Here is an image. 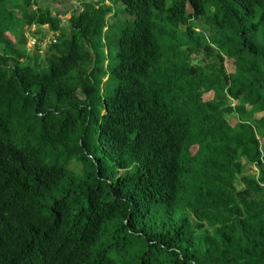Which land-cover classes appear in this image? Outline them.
Masks as SVG:
<instances>
[{"label":"trees","instance_id":"1","mask_svg":"<svg viewBox=\"0 0 264 264\" xmlns=\"http://www.w3.org/2000/svg\"><path fill=\"white\" fill-rule=\"evenodd\" d=\"M167 1L0 0V264H264V0Z\"/></svg>","mask_w":264,"mask_h":264},{"label":"rangeland","instance_id":"2","mask_svg":"<svg viewBox=\"0 0 264 264\" xmlns=\"http://www.w3.org/2000/svg\"><path fill=\"white\" fill-rule=\"evenodd\" d=\"M49 2L50 3V1L49 0H40L39 1V4L42 6V7H45L46 6V4L45 3H47V2ZM83 2V0H68V5L66 6V2H64L62 5L61 4H58L57 2V9H61V8H64L65 9V7H67L66 8V10H71V11H75L76 9H79L80 11L82 10V8H81V3ZM10 4H11V6L10 7H8L9 9H13L14 10V14H15V16H16V18L18 19V20H20L21 22H25V20H26V18H27V12H30V10L28 9V10H26L25 8H24V6H23V4H19V5H17L15 2H14V0H10ZM173 4V0H168L167 1V7H170L171 5ZM54 6H55V4H54ZM34 9V8H33ZM127 17V16H126ZM125 16H122L121 18H126ZM60 19L62 20V26H65V28L66 29H68V27H69V25H68V23H67V19H68V17L65 15V16H63V15H60ZM109 23H111V22H109ZM35 27V26H34ZM33 26H28L26 23L25 24H23V25H21V26H19V32L17 33V35L15 36V37H13V41H14V43L17 45V48H20V49H22V48H24L25 50H28V51H30L31 53H33L31 50H32V47L34 46L33 45V39H32V34L31 33H36L35 31V28H34ZM18 28V27H17ZM198 29L199 30H203V28L201 27V25L200 24H198ZM204 31H207V29L206 28H204ZM21 34H23L24 36H25V38H26V40H27V43L25 44V46H23V42H22V36H21ZM60 35H59V33H56V34H50V35H48V37L46 38V41H45V43H46V45L45 46H42L41 47V51L44 53L46 50H47V44H50V43H54V38L55 37H59ZM12 37V36H11ZM54 37V38H53ZM117 38L118 37H115L114 38V40L113 39H111V43H110V46H111V49H110V51H111V53H114V51H115V43H116V40H117ZM33 45V46H32ZM36 45V44H35ZM225 67H226V70L228 71V72H231L232 71V67L230 66V64L228 63V64H226L225 65ZM247 170V172H245V174H256V169L254 168V167H251L250 166V168L248 167V169H246ZM77 177H79L80 179H81V177H82V175H77ZM56 197H52V199L53 198H60V197H62L61 196V194L60 193H55L54 194ZM53 195V196H54Z\"/></svg>","mask_w":264,"mask_h":264},{"label":"crops","instance_id":"3","mask_svg":"<svg viewBox=\"0 0 264 264\" xmlns=\"http://www.w3.org/2000/svg\"><path fill=\"white\" fill-rule=\"evenodd\" d=\"M37 1L39 2L40 0H37ZM46 2H47V1H46ZM56 2H57L58 4H61V5H62L64 2H66V6H67V5H68V0H54V3H53V4H55V6H54V8H53L54 11H56V12H60V13H64V12L66 13V12L68 11V10H66L67 7H65V9H64V8L57 9V6H56L57 3H56ZM48 3H49V2L45 3L46 6L48 5ZM107 4H108V2H107ZM33 8H34V9H33ZM32 9L35 10L36 7L32 6ZM69 11H70V10H69ZM69 11H68V12H69ZM68 12H67V13H68Z\"/></svg>","mask_w":264,"mask_h":264},{"label":"built area","instance_id":"4","mask_svg":"<svg viewBox=\"0 0 264 264\" xmlns=\"http://www.w3.org/2000/svg\"><path fill=\"white\" fill-rule=\"evenodd\" d=\"M93 1H95V0H93ZM32 26L34 27V25H32ZM34 28H35V27H34ZM35 44H38V45L40 44L41 47L46 45L45 41H44L43 43H39V42L33 40V45H35ZM33 45H32V46H33Z\"/></svg>","mask_w":264,"mask_h":264}]
</instances>
